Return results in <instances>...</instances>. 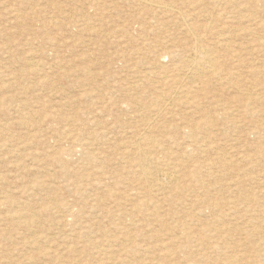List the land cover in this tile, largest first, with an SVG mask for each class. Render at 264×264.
<instances>
[{
	"label": "rangeland",
	"instance_id": "rangeland-1",
	"mask_svg": "<svg viewBox=\"0 0 264 264\" xmlns=\"http://www.w3.org/2000/svg\"><path fill=\"white\" fill-rule=\"evenodd\" d=\"M163 1L0 0V264H264V0Z\"/></svg>",
	"mask_w": 264,
	"mask_h": 264
},
{
	"label": "bare ground",
	"instance_id": "bare-ground-1",
	"mask_svg": "<svg viewBox=\"0 0 264 264\" xmlns=\"http://www.w3.org/2000/svg\"><path fill=\"white\" fill-rule=\"evenodd\" d=\"M142 2H143V4H145L146 3V5H153V6H156V7H158L159 9H161V8H163L164 7V4L166 5V3L163 1V0H142ZM164 3V4H163ZM168 4V3H167ZM152 6V7H153ZM168 6V5H167ZM166 6V7H167ZM171 6V5H170ZM155 8V7H154ZM167 9H169V8H167ZM162 10V9H161ZM175 11V10H174ZM192 62V61H191ZM204 62V61H203ZM160 76V75H159ZM162 76V75H161ZM161 111V110H160ZM141 152V151H140ZM139 156V155H138ZM143 160H144V158H142ZM154 159V158H153ZM150 161H152V158H150L149 159ZM148 160V161H149ZM150 163H152V162H150ZM166 172V171H165ZM142 174L143 175H145V176H147L148 174H149V171L147 170V169H145L144 168V170L142 169ZM163 175V174H162ZM174 175V174H173ZM173 175H172V177H173ZM166 176V175H165ZM164 176V177H165ZM174 178H170V180H173ZM160 182V181H159ZM174 182V181H173ZM164 183V182H163ZM173 184H175V183H173ZM162 186V185H161ZM4 246V245H3ZM9 257V256H8ZM4 262V261H3ZM8 262V261H7Z\"/></svg>",
	"mask_w": 264,
	"mask_h": 264
}]
</instances>
